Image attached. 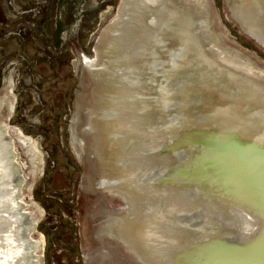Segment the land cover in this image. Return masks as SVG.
<instances>
[{"label": "water", "instance_id": "1", "mask_svg": "<svg viewBox=\"0 0 264 264\" xmlns=\"http://www.w3.org/2000/svg\"><path fill=\"white\" fill-rule=\"evenodd\" d=\"M222 3L264 49V0ZM91 53L80 70V134L93 185L121 203L103 235L134 264H264V67L228 40L213 0H118ZM3 110L13 111L7 94L0 253L44 264L28 199L36 163Z\"/></svg>", "mask_w": 264, "mask_h": 264}, {"label": "rangeland", "instance_id": "2", "mask_svg": "<svg viewBox=\"0 0 264 264\" xmlns=\"http://www.w3.org/2000/svg\"><path fill=\"white\" fill-rule=\"evenodd\" d=\"M117 2L0 0V96L7 94L8 103L13 105L12 112L3 110L2 114L9 117L8 124L12 128L28 137L30 160L36 163L28 199L39 211L37 231L44 241V264L45 258L49 264H58L49 249L53 244L58 249H67L68 259L75 261L74 264H81L74 214L88 213V204L83 202V212L75 206L84 194L78 184L79 170L69 144L67 124L72 112L76 77L85 57L91 56L93 40ZM213 3L228 40L264 67V49L238 29L227 15L222 0H213ZM30 9L36 13L35 18L29 13ZM53 163L55 170L60 169V181L45 184L56 173ZM0 171L3 178V172L7 170L1 166ZM70 173L72 178L68 180L66 177ZM50 196L62 202L52 201ZM92 208H96L94 204L90 210ZM122 222L126 223L115 222V227H121ZM127 226L129 228L131 224L127 223L125 228ZM127 234L121 233V239L131 244ZM12 240L8 239L11 243ZM46 242L48 252L45 251ZM19 260L21 258L14 257L15 262ZM3 261L14 263L9 256L4 258L0 253V264Z\"/></svg>", "mask_w": 264, "mask_h": 264}, {"label": "flooded vegetation", "instance_id": "3", "mask_svg": "<svg viewBox=\"0 0 264 264\" xmlns=\"http://www.w3.org/2000/svg\"><path fill=\"white\" fill-rule=\"evenodd\" d=\"M29 13L32 14V18L36 17V13L33 11V9H30ZM80 74L81 73H78V76L76 77V90L73 96V102L71 104L72 112L67 124V135L69 136V144L72 148L71 151L77 163L76 167L79 170L78 184H80V187L84 194L83 196L77 199L75 206H77V210L83 212V202L85 201L88 204V213L85 211V213L83 214H79V212L74 214V218L76 219L75 225L78 231L77 247L80 253V262L81 264H134L132 259L127 254L122 253L116 241H111L109 238L103 235L104 233L100 230L108 217L107 214H109L111 211L118 210L121 207V203L118 201V199H105L104 197H102V193L98 192L96 187L93 185L94 183L86 157L87 153L85 149V139L80 134V118L78 117L79 108L77 94L81 87ZM2 75H4V73H2ZM1 166L3 167V169L5 168L7 170L5 164H1ZM55 167L56 164L53 163L52 168L54 172L56 171V173L54 174L53 178L49 177L50 179L45 181V184L49 183L50 185L53 180H57V182L60 181V169L57 168L55 170ZM69 175V177L68 175L66 177L68 178V180L72 178L71 173ZM50 199L52 201L57 200L58 202H62L61 199L58 200L54 196H50ZM92 204H94L96 208H92L90 210V206ZM89 210L91 211V213H89ZM54 246L55 248H53ZM47 249L48 248L46 242L45 251H47ZM49 249L52 255L55 257L56 261H58V264L75 263V261L73 262V260L68 259L70 254L67 249H58L56 244H53V246ZM71 249H74L72 245ZM62 252H67L65 253L66 256L64 254V256H61ZM49 263L50 262L45 258V264Z\"/></svg>", "mask_w": 264, "mask_h": 264}, {"label": "bare ground", "instance_id": "4", "mask_svg": "<svg viewBox=\"0 0 264 264\" xmlns=\"http://www.w3.org/2000/svg\"><path fill=\"white\" fill-rule=\"evenodd\" d=\"M73 136V135H72ZM81 141V140H80ZM2 154L0 153V166H1V164H3L4 165V163H1L2 162ZM7 173V172H6ZM6 173H4L3 172V176H5V174ZM86 185V184H85ZM87 193V192H86ZM92 199V198H91ZM85 205V204H84ZM83 214V213H82ZM80 216V215H79ZM118 223V222H117ZM121 223V222H120ZM119 226V225H118ZM121 228H124L126 231V233H128L127 234V237L128 238H131V227L129 226V228H128V226H127V228H125V223H123L122 222V224H121ZM103 233L104 234H106V235H109L110 234V230H109V228L107 227V226H105V228H104V230H103ZM98 239V238H97ZM21 252V253H20ZM87 253V252H86ZM13 254H14V256L16 257V258H18L19 259V257L20 256H22V251L21 250H17V251H15V252H13ZM88 256H90V255H88ZM5 261V260H4ZM0 263H2V262H0ZM10 264V263H9ZM14 264V263H13Z\"/></svg>", "mask_w": 264, "mask_h": 264}]
</instances>
